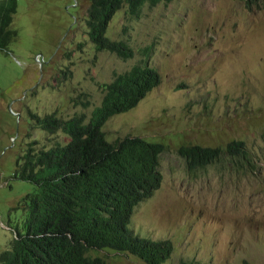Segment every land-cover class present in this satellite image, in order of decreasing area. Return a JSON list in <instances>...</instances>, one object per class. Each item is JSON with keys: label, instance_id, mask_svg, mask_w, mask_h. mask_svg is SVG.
I'll return each instance as SVG.
<instances>
[{"label": "rangeland", "instance_id": "obj_1", "mask_svg": "<svg viewBox=\"0 0 264 264\" xmlns=\"http://www.w3.org/2000/svg\"><path fill=\"white\" fill-rule=\"evenodd\" d=\"M17 4L9 27L17 37L0 52V252L23 216L13 207L33 190L15 177L21 150L32 138L40 145L66 138L60 130L47 135L33 116L88 121L101 105V84L150 63L161 84L104 125L110 140L141 136L168 146L161 186L136 206L131 229L174 243L162 264H264V0L251 10L239 0H173L145 6L131 23L117 14L107 35L131 49L122 57L90 44L86 0ZM234 140L253 153L254 170L231 175L210 166L192 175L178 152L181 143L224 149ZM119 257L107 260L145 264Z\"/></svg>", "mask_w": 264, "mask_h": 264}, {"label": "trees", "instance_id": "obj_2", "mask_svg": "<svg viewBox=\"0 0 264 264\" xmlns=\"http://www.w3.org/2000/svg\"><path fill=\"white\" fill-rule=\"evenodd\" d=\"M17 1L0 0V52L17 37L9 28ZM172 1L86 0L88 40L97 52L126 56L131 51L126 42L107 35L111 18L122 13L131 23L145 6ZM239 1L249 10L254 2ZM161 82L156 67L136 64L100 85L104 96L88 121L84 115L62 119L56 112L33 116L47 135L60 130L66 138L48 145L32 138L21 150L15 177L30 182L33 190L13 207L23 216L12 229L15 236L0 252V264H113L107 258L122 255L161 264L171 258L175 250L171 240H153L131 229L136 206L161 186L166 141L141 136L110 140L104 130L111 117L136 108ZM178 152L192 175L203 174L210 166L231 175L254 170L253 153L243 141L234 140L224 149L181 143Z\"/></svg>", "mask_w": 264, "mask_h": 264}, {"label": "clouds", "instance_id": "obj_3", "mask_svg": "<svg viewBox=\"0 0 264 264\" xmlns=\"http://www.w3.org/2000/svg\"><path fill=\"white\" fill-rule=\"evenodd\" d=\"M37 56H39V55H37ZM36 62L38 63L39 61L36 60ZM151 239H152V238H151ZM153 240H155V239H153ZM166 240H169V239H166ZM174 249H175V246H174ZM164 262H166V261H164ZM182 262H188V261H182ZM162 263H163V262H162ZM162 263H161V264H162ZM188 263H191V262H188Z\"/></svg>", "mask_w": 264, "mask_h": 264}, {"label": "built area", "instance_id": "obj_4", "mask_svg": "<svg viewBox=\"0 0 264 264\" xmlns=\"http://www.w3.org/2000/svg\"><path fill=\"white\" fill-rule=\"evenodd\" d=\"M36 60L40 62V56H37L36 57Z\"/></svg>", "mask_w": 264, "mask_h": 264}]
</instances>
